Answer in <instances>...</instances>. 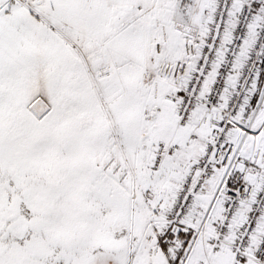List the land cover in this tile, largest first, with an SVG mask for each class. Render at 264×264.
Wrapping results in <instances>:
<instances>
[{
    "label": "snow or ice",
    "instance_id": "6c2138e0",
    "mask_svg": "<svg viewBox=\"0 0 264 264\" xmlns=\"http://www.w3.org/2000/svg\"><path fill=\"white\" fill-rule=\"evenodd\" d=\"M0 264H264V0H0Z\"/></svg>",
    "mask_w": 264,
    "mask_h": 264
}]
</instances>
